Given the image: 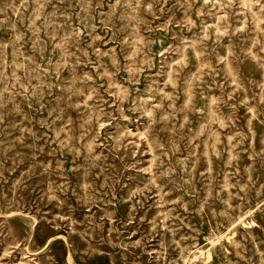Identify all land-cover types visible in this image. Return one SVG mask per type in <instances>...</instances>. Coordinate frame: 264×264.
<instances>
[{
    "label": "rangeland",
    "instance_id": "rangeland-1",
    "mask_svg": "<svg viewBox=\"0 0 264 264\" xmlns=\"http://www.w3.org/2000/svg\"><path fill=\"white\" fill-rule=\"evenodd\" d=\"M0 264H264V0H0Z\"/></svg>",
    "mask_w": 264,
    "mask_h": 264
},
{
    "label": "bare ground",
    "instance_id": "bare-ground-1",
    "mask_svg": "<svg viewBox=\"0 0 264 264\" xmlns=\"http://www.w3.org/2000/svg\"><path fill=\"white\" fill-rule=\"evenodd\" d=\"M42 5V4H41ZM8 23V22H7ZM14 25V24H13ZM12 37V36H11Z\"/></svg>",
    "mask_w": 264,
    "mask_h": 264
}]
</instances>
